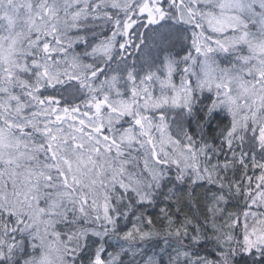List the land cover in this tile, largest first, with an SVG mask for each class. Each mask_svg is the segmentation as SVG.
I'll return each instance as SVG.
<instances>
[{"label":"snow or ice","instance_id":"6c2138e0","mask_svg":"<svg viewBox=\"0 0 264 264\" xmlns=\"http://www.w3.org/2000/svg\"><path fill=\"white\" fill-rule=\"evenodd\" d=\"M0 264H264V0H0Z\"/></svg>","mask_w":264,"mask_h":264}]
</instances>
